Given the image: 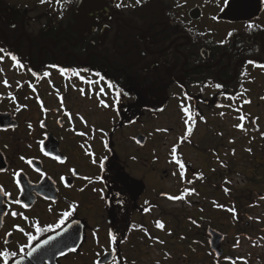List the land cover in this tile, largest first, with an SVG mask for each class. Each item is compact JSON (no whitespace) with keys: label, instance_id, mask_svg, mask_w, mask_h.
<instances>
[{"label":"flooded vegetation","instance_id":"flooded-vegetation-1","mask_svg":"<svg viewBox=\"0 0 264 264\" xmlns=\"http://www.w3.org/2000/svg\"><path fill=\"white\" fill-rule=\"evenodd\" d=\"M79 1L0 0V185L11 194L0 192V251L18 253L8 264H140L149 248L165 245L167 231L171 238L177 235L176 220L167 219L166 200H173L164 185L168 173L177 176L180 195L190 193L188 187L199 194L195 184L203 182L202 172L184 153L186 143L199 145V122L223 100L264 97V68L248 63L264 64V0H240V14L231 15L239 18L234 22L222 17L230 0H102L110 6L78 15ZM249 23L256 27L249 29ZM81 70L106 79H81ZM81 80L88 85L80 93L83 102L97 99L94 108H83L99 122H88L84 114L87 123L79 119L71 88ZM107 81L128 93L121 94L119 104ZM173 97L182 98L188 109L178 119L182 132L169 158L174 169L151 171L159 157L150 146L147 121ZM160 99L165 100L162 110ZM133 128L137 131L130 137L123 132L129 139L118 138L120 131ZM220 189L228 190L225 183ZM237 208L232 214L241 227ZM65 211L72 215L55 227ZM157 221L165 227L158 228ZM210 228L224 236L220 258L207 236L211 264H239L222 246L226 233ZM242 235L264 243L261 233ZM49 237L55 239L41 243ZM38 244L32 256L28 248L19 251Z\"/></svg>","mask_w":264,"mask_h":264},{"label":"rangeland","instance_id":"rangeland-1","mask_svg":"<svg viewBox=\"0 0 264 264\" xmlns=\"http://www.w3.org/2000/svg\"><path fill=\"white\" fill-rule=\"evenodd\" d=\"M84 80L75 83L71 88V93L78 102L77 112H81V116L84 114L89 117L90 123L99 122L102 119L88 115L87 110L94 108V104L96 106L97 99L93 97V100L84 103L80 96L81 89H88ZM245 100L251 102L244 103ZM185 108L182 98L173 97L159 116H151L147 121L149 143L155 148L154 157H159L158 162L150 168L151 171L163 173L165 170L172 172L174 169L169 158L171 149L182 132L178 119L186 113ZM212 110L199 122L196 134L199 145L195 147L186 143L184 150L185 158L192 163L194 170L199 169L206 175L202 177V183L195 184L200 185L199 194L190 192L183 195L184 200H166V210L169 212L167 219L176 220L177 224L173 226L177 229V235L171 238L167 231L165 245L149 248L143 254L144 260L140 264H211L213 258L207 237L210 226L226 233L222 246L230 250L234 258L241 260L239 264H264V238L261 246L259 241H250L242 235L245 233L253 238L261 233L264 236V207H248L250 203L264 197L263 170L256 169L257 162H260V167L264 164V135L259 133L260 128L264 132V99L238 97L229 101L223 100L216 104L213 112ZM241 113H244L245 118L246 115L253 114L258 118V124L252 121L251 127L254 128H244L245 122L240 119ZM136 131V128L123 129L118 138L129 139L123 138V135L130 137ZM223 183L228 188L225 192L220 189ZM164 185L173 197L182 196L178 192L179 182L174 174L168 173ZM237 205L245 208L241 214V227L232 214ZM256 217L260 218L255 219ZM171 225L168 222L167 227ZM164 257H167L165 261Z\"/></svg>","mask_w":264,"mask_h":264},{"label":"snow or ice","instance_id":"snow-or-ice-1","mask_svg":"<svg viewBox=\"0 0 264 264\" xmlns=\"http://www.w3.org/2000/svg\"><path fill=\"white\" fill-rule=\"evenodd\" d=\"M46 2H48V0H40V3H42V4H43V3H46ZM56 2H57V3H60V0H56ZM139 2H140V0H137V3H139ZM121 6H123V5H122V4H118V5H117V7H121ZM247 27H248L249 29H254V28L256 27V25H254L253 23H249ZM229 35H232V33H229ZM3 51H4V50H3L2 48H0V52H3ZM2 59H3V57H0V60H2ZM11 59H12L13 61H15L17 65H19L20 67H23V65L20 64V61L18 60V58H17L16 56H14V55L11 56ZM248 63H249V64H253L254 66H257V67L264 68V64H258V65H257V64H255V62L252 61V60H249ZM61 71H62V72H66V71H69V70H67V69H61ZM72 71L74 72L75 75H79V72H78V71H76V70H72ZM43 75H44V76H48L49 73L45 72ZM95 75H96L100 80H105V79H106V78L103 77L100 73H95ZM80 78H81V79H85V77H82V76H81ZM87 82H88L89 84H96V83H98L99 81H87ZM5 84H7V81H5ZM107 87H108L109 89H114V90H115V97H116V99L114 100V104H119L120 96H121L122 93H123L124 95H128V93L124 92L123 89H119L117 86H115V85L113 84L112 81H107ZM215 87L219 89V88L222 87V85H221V84H216ZM103 92H104V87H100V88H99V93H103ZM81 93L83 94V89H81ZM99 93H97V95H99ZM105 94H106V93H105ZM262 99H264V97H262ZM250 102H251L250 100H245V101H244V103H250ZM100 104H101L103 107H105V108L109 107V105H108L107 103H105L104 101H102V100L100 101ZM184 110H185L186 112L188 111L187 108H185ZM66 114L69 116V119H71V113H66ZM221 115L223 116L224 113H221ZM79 119H80L81 121H84V117H83V116H80ZM240 119H241V120H244V116H241ZM84 122L87 123L86 121H84ZM42 126H43V123H42ZM29 127L31 128V125H29ZM237 127H243V125H237ZM100 131L102 132L103 130L101 129ZM187 132H188V134H191V132H192V128H188V129H187ZM80 134L83 135V133H80ZM138 142H139V141H138ZM40 143L43 144V141H40ZM29 147H31V146L29 145ZM248 151L250 152L251 149H248ZM175 152H176V147L174 146L173 149H172V153L175 154ZM45 154H46V155H51L50 152H46ZM93 155H94V154H93ZM20 159H21V160H25V157L21 156ZM55 159L58 160V161L63 162V160L61 159L60 156H56ZM64 159H66V158H64ZM103 159L106 160L107 157H104ZM26 162H27L28 164H32L33 161H32L31 159H27ZM93 163H95V160H93ZM177 163L179 164V167H180L181 169H184V168H185V164H184V162H183L182 160H178ZM100 167H101V168L104 167L103 162H101ZM37 171H39V169H37ZM71 171L75 174V170H74V169L71 170ZM174 174H175V173H174ZM16 175L19 176V173H16ZM182 175H183V173H182ZM201 178H202V174H201ZM61 179H62V180H65L64 177H61ZM84 179H90V178H89V177H85ZM101 179H102V177H101ZM65 182H66V181H65ZM16 183L19 185V183H20L19 180H17ZM66 183H67V182H66ZM190 183H191V181H190ZM20 190L23 191V188H21ZM81 190H83V189H81ZM188 191H190V192H195V189H190V190H188ZM226 191H227V190H226ZM0 192H2L3 195H4L5 197H9V196L11 195L9 192H7V191L4 190V188H3L2 185H0ZM115 195H116L117 197H120V196H121V193L117 192ZM168 198H169V199H173V200H179V199H182L183 196H176V197L169 196ZM262 199H264V197H262ZM12 202H13V203H16V204L21 203L20 200H14V201H12ZM119 202L122 204V203H123V200L121 199ZM146 203H147V202H146ZM24 207L27 208L28 205H27V204H24ZM11 215H12V216H16V215H17V212L12 211V212H11ZM71 215H72V213H71L70 211H65V212L63 213V218L60 219L59 223L56 224L55 227L59 228L61 225H64V224H65V220H66L68 217H70ZM156 225H157V227L160 228V229H163V228L165 227V225H164V223H163L162 221H157V222H156ZM48 227H49V229H51L53 226H52V225H49ZM37 230L40 231L39 227L37 228ZM65 230H67V229H65ZM20 231L23 232L24 230H23V229H20ZM25 234L28 236V239H29V240H36V239H37V237L34 236V235H32L31 233H25ZM57 235H59V233H57ZM52 239H55V237H49V239L43 240L41 243L44 244V245H46V244H48L49 241L52 240ZM111 239H112V241H116V240H117L116 235H115V234H111ZM5 244H7V241H5ZM39 247H40L39 244L36 245L35 247H33V246H31V245H25V246L21 247V248L19 249V251H20V252H24V251H25V248H28L29 250L27 251V255H28V256H32L33 253L36 252V251H37V248H39ZM70 250H71V251H75V249H70ZM114 250H115V249H113V251H114ZM17 255H18V253H17L16 251H9V250H7V249H4L3 251H0V258L3 259V264H8L9 260H10L11 258L16 257ZM16 264H20V261L17 260V261H16Z\"/></svg>","mask_w":264,"mask_h":264},{"label":"water","instance_id":"water-1","mask_svg":"<svg viewBox=\"0 0 264 264\" xmlns=\"http://www.w3.org/2000/svg\"><path fill=\"white\" fill-rule=\"evenodd\" d=\"M240 0H230L228 5H227V9L223 12L222 17H224V20L229 19V21L234 22V21H238L239 18H232L231 15L232 14H236L239 15L240 14ZM104 5L103 8L105 7H109L110 3H106L102 1V0H80L77 4L76 7V12L78 15H81V13H86L88 11H93L94 9H96L97 7ZM249 14L253 15L254 14V9L252 12H249ZM165 104V100L160 99L158 101V108L159 110H162ZM138 141L140 143H143L145 141V137L140 136L138 138ZM210 239H209V246L210 249L213 251V253L215 254V256L217 258H220L222 256V248H221V243L224 239V236L219 233L218 231H216L215 229H208L207 231ZM235 259L232 258V261H234Z\"/></svg>","mask_w":264,"mask_h":264},{"label":"trees","instance_id":"trees-1","mask_svg":"<svg viewBox=\"0 0 264 264\" xmlns=\"http://www.w3.org/2000/svg\"><path fill=\"white\" fill-rule=\"evenodd\" d=\"M81 76L83 77V76H86V75H89V76H96L95 75V71H93V72H87V71H82L81 70ZM247 116V118H245V116H244V122H245V125H244V128H254V127H251L252 126V121H255L257 124H258V118L257 117H255L253 114H248V115H246ZM261 135H264V132L262 131V129L260 128V132H259ZM232 152V151H231ZM258 163V165H257V167H256V169H262L263 170V176L262 177H264V164H262V167H260V162H257ZM238 201V200H237ZM253 203V202H252ZM252 203H250L249 204V206L248 207H251V205H252ZM237 204H238V202H237ZM245 208L243 207V206H241V207H239L238 206V208L237 209H235V213H237V217L240 215V219H239V222L242 224L243 223V217H241V214H242V210H244Z\"/></svg>","mask_w":264,"mask_h":264}]
</instances>
